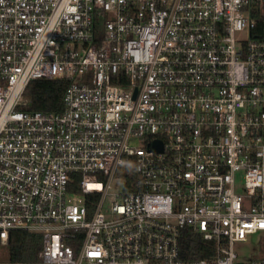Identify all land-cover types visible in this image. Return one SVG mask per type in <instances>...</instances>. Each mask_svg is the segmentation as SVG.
<instances>
[{
    "label": "built area",
    "instance_id": "built-area-1",
    "mask_svg": "<svg viewBox=\"0 0 264 264\" xmlns=\"http://www.w3.org/2000/svg\"><path fill=\"white\" fill-rule=\"evenodd\" d=\"M40 78L62 110L23 109ZM18 229L37 259L0 264H264V0H0V244Z\"/></svg>",
    "mask_w": 264,
    "mask_h": 264
},
{
    "label": "trees",
    "instance_id": "trees-1",
    "mask_svg": "<svg viewBox=\"0 0 264 264\" xmlns=\"http://www.w3.org/2000/svg\"><path fill=\"white\" fill-rule=\"evenodd\" d=\"M69 81L66 79L40 78L33 80L26 88L30 111H60L64 108V94ZM42 247V236L27 230H12L8 243V257L11 260H34ZM182 256L188 259L208 257L213 253V242L205 241L200 234L189 229L181 233Z\"/></svg>",
    "mask_w": 264,
    "mask_h": 264
},
{
    "label": "rangeland",
    "instance_id": "rangeland-1",
    "mask_svg": "<svg viewBox=\"0 0 264 264\" xmlns=\"http://www.w3.org/2000/svg\"><path fill=\"white\" fill-rule=\"evenodd\" d=\"M26 99L29 100V97L26 96ZM256 237L250 242H238L235 244V249L241 257L249 258L257 253ZM8 246L0 244V260L5 261L8 259Z\"/></svg>",
    "mask_w": 264,
    "mask_h": 264
},
{
    "label": "water",
    "instance_id": "water-1",
    "mask_svg": "<svg viewBox=\"0 0 264 264\" xmlns=\"http://www.w3.org/2000/svg\"><path fill=\"white\" fill-rule=\"evenodd\" d=\"M135 95H136V93H135Z\"/></svg>",
    "mask_w": 264,
    "mask_h": 264
}]
</instances>
